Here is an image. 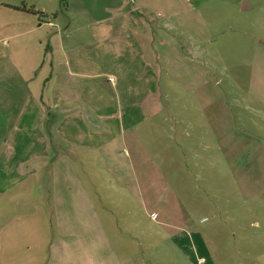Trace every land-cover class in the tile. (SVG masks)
Masks as SVG:
<instances>
[{
	"label": "rangeland",
	"instance_id": "rangeland-1",
	"mask_svg": "<svg viewBox=\"0 0 264 264\" xmlns=\"http://www.w3.org/2000/svg\"><path fill=\"white\" fill-rule=\"evenodd\" d=\"M70 7L72 28L84 24L75 15L81 8L96 18L135 9L137 40L157 74V107L151 115L145 105L136 140L129 135L111 157L103 152L105 165L80 167L116 253L128 247L135 260L137 243L150 260L151 252H178L164 222L202 236L214 264H264V0H74ZM11 90L0 81V93ZM33 208L32 235L44 239Z\"/></svg>",
	"mask_w": 264,
	"mask_h": 264
},
{
	"label": "crops",
	"instance_id": "crops-1",
	"mask_svg": "<svg viewBox=\"0 0 264 264\" xmlns=\"http://www.w3.org/2000/svg\"><path fill=\"white\" fill-rule=\"evenodd\" d=\"M73 1L0 0V81L12 86L0 93V264H214L202 236L164 222L179 253L150 260L141 243L135 260L128 247L116 253L80 167L105 165L103 152L127 144L149 102L154 115L157 74L137 40L135 9L96 18L81 8L84 24L72 28ZM22 5L39 15L11 8ZM31 205L44 239L32 235Z\"/></svg>",
	"mask_w": 264,
	"mask_h": 264
},
{
	"label": "trees",
	"instance_id": "trees-1",
	"mask_svg": "<svg viewBox=\"0 0 264 264\" xmlns=\"http://www.w3.org/2000/svg\"><path fill=\"white\" fill-rule=\"evenodd\" d=\"M14 10H18V11H23L32 15H39V13H37L36 11H34V9L32 7H27L26 5H22L21 7H11ZM48 126L50 127L53 124V119H51V117H49L48 119ZM50 133V131L48 132Z\"/></svg>",
	"mask_w": 264,
	"mask_h": 264
},
{
	"label": "built area",
	"instance_id": "built-area-1",
	"mask_svg": "<svg viewBox=\"0 0 264 264\" xmlns=\"http://www.w3.org/2000/svg\"><path fill=\"white\" fill-rule=\"evenodd\" d=\"M152 217H154V214L153 215H151Z\"/></svg>",
	"mask_w": 264,
	"mask_h": 264
}]
</instances>
